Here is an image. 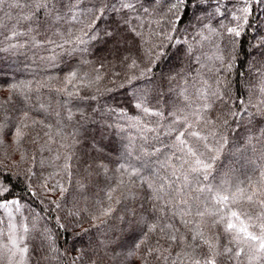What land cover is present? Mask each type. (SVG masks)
Listing matches in <instances>:
<instances>
[{"label": "trees", "instance_id": "1", "mask_svg": "<svg viewBox=\"0 0 264 264\" xmlns=\"http://www.w3.org/2000/svg\"><path fill=\"white\" fill-rule=\"evenodd\" d=\"M0 264H264V0H0Z\"/></svg>", "mask_w": 264, "mask_h": 264}, {"label": "rangeland", "instance_id": "2", "mask_svg": "<svg viewBox=\"0 0 264 264\" xmlns=\"http://www.w3.org/2000/svg\"><path fill=\"white\" fill-rule=\"evenodd\" d=\"M254 55V54H253ZM127 152H124V150L122 149V148H120V150H119V156H120V158L123 156V155H125ZM205 212L206 213H208V212H211V210H205Z\"/></svg>", "mask_w": 264, "mask_h": 264}]
</instances>
